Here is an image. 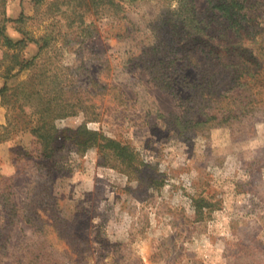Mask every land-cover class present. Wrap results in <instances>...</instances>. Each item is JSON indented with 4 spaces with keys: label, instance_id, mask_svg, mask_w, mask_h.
<instances>
[{
    "label": "rangeland",
    "instance_id": "1",
    "mask_svg": "<svg viewBox=\"0 0 264 264\" xmlns=\"http://www.w3.org/2000/svg\"><path fill=\"white\" fill-rule=\"evenodd\" d=\"M233 1L8 0L26 46H0V264H264V110L181 135L138 58L181 30L264 73V0H235L249 32L216 17Z\"/></svg>",
    "mask_w": 264,
    "mask_h": 264
},
{
    "label": "trees",
    "instance_id": "2",
    "mask_svg": "<svg viewBox=\"0 0 264 264\" xmlns=\"http://www.w3.org/2000/svg\"><path fill=\"white\" fill-rule=\"evenodd\" d=\"M7 2L0 0V46L25 47L24 40L13 42L6 33L7 24L12 21L7 14ZM237 6L242 8L235 0L224 2L216 17H227V29L248 31L247 25L235 19L240 12ZM163 31V28L159 29V41L142 51L138 57L142 59L139 66L160 90L179 102L181 114L165 118L176 132L186 135L193 130L227 127L234 133L241 130L247 119L264 110V79L261 78L264 73L260 70V61L252 54L243 56V60L238 58V51L223 56L217 46L201 36L191 37L180 30L168 37L172 32L164 31L166 34L162 36ZM151 53L153 59H149ZM17 64L20 70L26 68L23 63ZM87 135L88 139L78 143L79 147L89 142L90 147L114 149L123 162L132 158L128 155L129 148L121 143L96 133L87 132ZM49 144L45 143V146Z\"/></svg>",
    "mask_w": 264,
    "mask_h": 264
}]
</instances>
